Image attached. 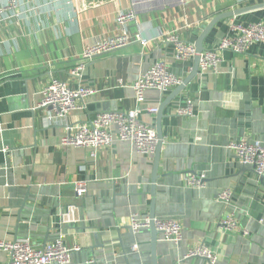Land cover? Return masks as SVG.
Returning <instances> with one entry per match:
<instances>
[{"label":"crops","instance_id":"1","mask_svg":"<svg viewBox=\"0 0 264 264\" xmlns=\"http://www.w3.org/2000/svg\"><path fill=\"white\" fill-rule=\"evenodd\" d=\"M262 3L22 0L19 16L0 24V240L30 239L41 247L63 236L68 247L78 248L70 264H152L150 230L133 234L130 219L149 217L154 156L115 141L92 157L89 150L61 146V139L67 125L90 123L101 110L133 109L132 85L155 62L165 60L183 79L191 73L193 60H174L172 45L161 37L177 32L195 44L215 17ZM131 8L136 21L129 34L151 42L87 61L81 83L100 93L67 121L46 123L50 110L38 109L43 88L52 78L79 86L70 73L83 51L118 34L117 14ZM232 21L263 22L264 9L217 23L205 40L207 50L219 45ZM220 58L217 72L199 73L165 109L156 218L178 221L183 239L174 244L159 236V264H209L185 259L201 244L217 254L216 264H264V182L229 149L242 138L264 141V44L245 54L221 51ZM176 88L146 92L143 107L159 108ZM187 99L194 116L180 117L176 109ZM141 120L155 126L156 115L143 112ZM192 175L204 176V186H189L186 177ZM78 181L87 184L81 197L75 193ZM226 190L233 193L230 204L218 201ZM231 213L248 235L221 234L220 220ZM9 260L0 252V264Z\"/></svg>","mask_w":264,"mask_h":264},{"label":"built area","instance_id":"2","mask_svg":"<svg viewBox=\"0 0 264 264\" xmlns=\"http://www.w3.org/2000/svg\"><path fill=\"white\" fill-rule=\"evenodd\" d=\"M184 4L185 0H179ZM22 0H6L0 6V24L6 23L12 18L18 17L21 11ZM136 21L134 8L120 11L116 17L119 33L105 40L94 43L85 48L82 61L71 70V76L79 79V86L73 88L68 82L52 78L43 88L42 100L38 109L50 110L46 123H51L59 118L67 121V118L86 107L87 101L100 93L94 87L81 83L85 63L94 58L126 48L133 42H138L146 47L151 42L140 34L135 38L129 34L128 27ZM173 47V58L177 62L186 63L192 61L196 55L195 44L187 42L179 36V33H168L160 38ZM255 43L264 44V21L252 24H240L232 21L227 35L219 45L206 49L202 53L199 73L205 74L209 71L217 72L220 64V52L230 51L234 54H245ZM183 78L172 72L165 60L155 62L147 71L141 73L132 85L135 94L134 108L128 111H117L97 114L90 123L76 126L67 125V133L61 139V146L65 148H82L89 150L91 156L95 157L99 150L109 148L115 141L129 143L138 154L152 158L157 144V132L153 125L141 120L143 112L156 115L157 107L144 108L145 95L148 91L168 92L183 83ZM124 86V82L119 80ZM176 113L180 117L194 116V105L191 99L181 103ZM229 149L233 151L236 158L244 165L249 166L255 174L264 182V141L242 138L232 141ZM6 152V149L4 150ZM204 176L192 175L186 177V183L194 188L204 186ZM87 191L85 182L75 183V193L78 197ZM233 193L226 190L220 193L218 201L230 204ZM149 217L134 215L130 219V229L133 234H139L142 230L150 228ZM154 225L167 242L179 244L183 239V227L173 219L155 218ZM222 235L243 233L238 221V214L231 213L224 216L219 223ZM78 248H70L66 245L63 236L54 242L44 246L35 245L30 239L15 241L0 240V252L10 255V260L5 264H70L72 253ZM132 250L136 252L138 245ZM205 258L209 264H216L217 254L207 245H198L187 253L185 259ZM86 264H94L88 261Z\"/></svg>","mask_w":264,"mask_h":264},{"label":"water","instance_id":"3","mask_svg":"<svg viewBox=\"0 0 264 264\" xmlns=\"http://www.w3.org/2000/svg\"><path fill=\"white\" fill-rule=\"evenodd\" d=\"M264 9V3L249 6L246 8L237 9L234 11L226 12L224 14H221L217 17H215L208 26L204 29L203 33L201 34L198 41L195 43V49H196V55L193 58V68L191 73L183 80V83L179 85L174 92L161 104L158 108V112L156 114V124L155 129L157 132V144L156 149L154 153V161H153V170H152V177H151V189H150V196L152 197L151 205H150V212H149V218L151 220L150 223V235H151V257H152V264H159L158 263V257H157V247H158V238L161 235V233L156 229L154 225V220L156 218V193H157V184L159 180V163H160V157L164 145V134L162 130V123L164 118L166 117L165 109L167 105L170 103L171 100L176 98L183 90L198 76L199 74V64L201 55L203 52L206 51L205 48V40L208 37L209 33L212 31L215 25L221 21H228L234 17L251 13L255 11H259ZM108 112H117V111H108V110H101L100 113H108ZM261 182L263 183L262 179Z\"/></svg>","mask_w":264,"mask_h":264}]
</instances>
